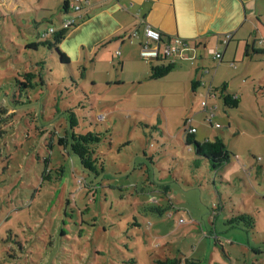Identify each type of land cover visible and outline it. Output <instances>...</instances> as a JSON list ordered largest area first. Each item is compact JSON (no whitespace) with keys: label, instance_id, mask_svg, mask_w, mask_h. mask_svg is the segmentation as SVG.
<instances>
[{"label":"rangeland","instance_id":"rangeland-1","mask_svg":"<svg viewBox=\"0 0 264 264\" xmlns=\"http://www.w3.org/2000/svg\"><path fill=\"white\" fill-rule=\"evenodd\" d=\"M61 4L0 0V264H264V59L230 67L208 56L196 95L114 62L109 77L123 84L110 87L102 61L87 76L55 50L27 47L71 17ZM25 71L32 89L16 84ZM224 85L239 106L219 99L210 126L200 102L211 107L207 88ZM70 111L75 133L104 134L98 175L58 143ZM187 117L198 142L222 140L233 155L223 169L185 144ZM241 214L253 228L229 224Z\"/></svg>","mask_w":264,"mask_h":264},{"label":"crops","instance_id":"crops-1","mask_svg":"<svg viewBox=\"0 0 264 264\" xmlns=\"http://www.w3.org/2000/svg\"><path fill=\"white\" fill-rule=\"evenodd\" d=\"M59 1L63 3L65 0ZM88 1L83 18L78 19L59 47L70 62L86 68L87 76L94 75L97 63L102 61L108 78L106 84L110 87L123 84L119 75L113 79L109 77L114 62L120 66L121 72L125 66H132L136 76L142 74L146 76L143 80H150L151 61L140 56L145 25L158 30L164 38L184 40L186 47L176 57L175 67L166 77L167 83L181 84L184 90L191 89L192 82H199L196 91L206 89L210 74L206 64L208 56L213 63L220 65L226 61L230 67L236 66L241 56L245 60L264 59V0ZM133 31H137L139 37L133 38ZM227 34L231 37L224 44ZM246 49L251 57H245ZM214 52L220 54L219 61L213 59ZM260 55L263 57L259 58ZM135 80L137 85L143 82ZM92 82L96 81L92 79ZM219 90L207 88V98L214 102L209 107L206 101V107L201 108L206 114L218 108ZM191 127L195 129L197 141L198 132L193 119Z\"/></svg>","mask_w":264,"mask_h":264},{"label":"trees","instance_id":"trees-1","mask_svg":"<svg viewBox=\"0 0 264 264\" xmlns=\"http://www.w3.org/2000/svg\"><path fill=\"white\" fill-rule=\"evenodd\" d=\"M73 2L80 3L77 0H70V1L65 0L61 4V8H60L61 12L68 13L70 10H72L70 9L69 5ZM72 11H73L72 14H75V16L76 14H78V12H75L74 10ZM84 11H85V8H82L80 13L82 12L84 13ZM82 18H83V15H82ZM43 19H46V18L44 17ZM71 28L64 29L61 26L60 29H55V30L52 29L53 32H47L42 35V38H44L43 41L39 43L28 44L27 47L33 50H36L37 47L40 45V46L47 47L49 50H55L59 57V62L61 64L69 66L70 61L68 57L59 50L58 46L64 40V38L66 37L67 33L69 32ZM252 53H255V51H253ZM251 55L252 54H249L246 49L245 57H251ZM150 61H151L150 76H149L150 80L165 79L175 67L174 60H169L164 57H157ZM84 68L85 67H81L80 70L85 71ZM22 76L24 77V82H20L17 80L16 84L18 86H20L23 89H27V88L32 89L36 86V83L34 82V78H35L34 73H32L31 71H25L22 73ZM198 85H199V82H192L191 89H192L193 95L197 94L196 89ZM219 91H220V99L223 102V105L225 108H228V109L238 108L239 99L235 95V93L231 91H227L225 86L220 88ZM202 102L206 103V99L203 100ZM205 107L201 106V108H205ZM210 113L213 114V119H214L215 118L214 109L212 111L210 110L207 113V117L210 116ZM185 120H184V124H185ZM77 124H78L77 119L74 113L70 111V131L67 133L65 137L60 138L58 143L59 145L64 146L65 148L69 149L72 155L78 157L80 161L81 169L83 171L94 174V175H98L99 172H103L104 170V164L97 152L98 145L101 143L102 139L104 138L103 137L104 134L100 132H87L84 134H77L73 131L74 128L77 127ZM184 141L187 146H192V149L196 156L203 158L208 162L210 168L214 172H217L218 170L223 169L229 163L231 157H233V155L226 149L223 141L219 139H216L214 142L205 141L203 143H200L195 140L194 133L190 134L186 131V129H184ZM239 222L249 224L247 225V228L249 229L253 228L255 224L254 218L251 215H247V214H241L236 217H232L229 220V224L239 225L238 224ZM184 263L185 264H198L199 262L195 260L185 259ZM159 264H166V262L165 263L159 262ZM167 264H178V261L167 260ZM245 264H255V261L251 263H245Z\"/></svg>","mask_w":264,"mask_h":264},{"label":"built area","instance_id":"built-area-1","mask_svg":"<svg viewBox=\"0 0 264 264\" xmlns=\"http://www.w3.org/2000/svg\"><path fill=\"white\" fill-rule=\"evenodd\" d=\"M78 2H73L69 5L70 9L74 10L75 12H78L76 16L69 17L67 20L63 21L62 28H71L76 25L78 19L82 18V13L80 11L82 8H85V6L89 5L88 0H77ZM49 32H53L52 29H50ZM131 36L133 38L139 37V34L137 31H133L131 33ZM142 36L144 38L143 44L140 46V56L144 59L147 60H152L157 57H164L169 60H175L178 55H180L183 51V49L186 47V44L184 40L180 38H164L162 34L152 28L150 25H145L143 29ZM231 35L227 34L225 36V39L223 40V43L226 44L228 40L230 39ZM118 54V53H117ZM213 59L215 61H219L221 56L219 53L214 52L213 54ZM209 95V93L207 94ZM206 103L201 102V106L205 107ZM99 120H102V117H98ZM212 119H213V114L210 113V116L207 117V121L212 125ZM192 123V118L187 117L185 120V126H186V131L190 134H193L195 132V129L191 127ZM215 128H219L220 126L218 124L214 125Z\"/></svg>","mask_w":264,"mask_h":264}]
</instances>
